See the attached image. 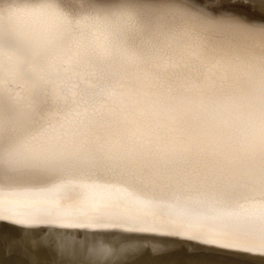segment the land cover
<instances>
[{
  "label": "snow or ice",
  "instance_id": "6c2138e0",
  "mask_svg": "<svg viewBox=\"0 0 264 264\" xmlns=\"http://www.w3.org/2000/svg\"><path fill=\"white\" fill-rule=\"evenodd\" d=\"M51 228L264 264V0H0V237L40 264Z\"/></svg>",
  "mask_w": 264,
  "mask_h": 264
},
{
  "label": "bare ground",
  "instance_id": "6f19581e",
  "mask_svg": "<svg viewBox=\"0 0 264 264\" xmlns=\"http://www.w3.org/2000/svg\"><path fill=\"white\" fill-rule=\"evenodd\" d=\"M183 23L188 27L205 32L209 35L219 31L218 25L210 23L207 19L199 17L195 13L188 16ZM80 86L81 88L89 87V85L84 82H81ZM40 231H48L53 241H55L57 235L69 237L63 240V254L57 251V244L55 242L49 247L41 248L38 252L34 253V255L39 258L40 264H65L67 257L70 255L75 258L76 264H94L98 258L91 251L93 248L98 247L101 243L115 247H120L121 243H127L126 241L117 243L115 241L89 240L83 247H76L70 239L71 236L76 235L74 230L51 228L41 229ZM80 235L82 236L83 234L81 233ZM0 238L15 242L11 256H6L3 249H0V261L10 262V264H17V262L18 264H28V253L31 252V249L21 236L19 230L9 233L7 237ZM148 239L153 243L167 244L171 249H174V251L166 257H153L151 255L152 249L150 246H139L135 252L130 251L121 260L109 257L106 261H103V264H158L161 259L170 260L176 262V264H195L197 260H213L218 258L214 253L199 247L196 248L194 255H189L185 252V249L189 248V245L185 242L164 237H149Z\"/></svg>",
  "mask_w": 264,
  "mask_h": 264
}]
</instances>
